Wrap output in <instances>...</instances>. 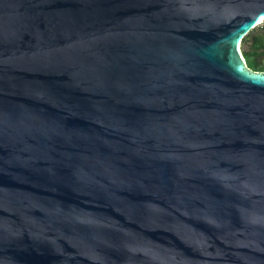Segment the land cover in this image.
I'll return each mask as SVG.
<instances>
[{
    "label": "water",
    "instance_id": "1",
    "mask_svg": "<svg viewBox=\"0 0 264 264\" xmlns=\"http://www.w3.org/2000/svg\"><path fill=\"white\" fill-rule=\"evenodd\" d=\"M262 17L0 0V264H264Z\"/></svg>",
    "mask_w": 264,
    "mask_h": 264
},
{
    "label": "trees",
    "instance_id": "2",
    "mask_svg": "<svg viewBox=\"0 0 264 264\" xmlns=\"http://www.w3.org/2000/svg\"><path fill=\"white\" fill-rule=\"evenodd\" d=\"M253 31L251 29L242 39V42L250 41L251 47V50L243 52V57L248 68L263 72L264 65L258 62V57L264 55V26L261 32L254 33Z\"/></svg>",
    "mask_w": 264,
    "mask_h": 264
},
{
    "label": "rangeland",
    "instance_id": "3",
    "mask_svg": "<svg viewBox=\"0 0 264 264\" xmlns=\"http://www.w3.org/2000/svg\"><path fill=\"white\" fill-rule=\"evenodd\" d=\"M262 26H264V21L261 22V24H258L257 26H255L252 30H254L253 32L254 33H257V32H261L262 31ZM240 50H241V53L243 54L244 51H249L251 50V47H250V41H241L240 42ZM262 59V58H261ZM244 68L247 69V67L244 65ZM252 71V69H250Z\"/></svg>",
    "mask_w": 264,
    "mask_h": 264
},
{
    "label": "bare ground",
    "instance_id": "4",
    "mask_svg": "<svg viewBox=\"0 0 264 264\" xmlns=\"http://www.w3.org/2000/svg\"><path fill=\"white\" fill-rule=\"evenodd\" d=\"M263 21H264V19L261 18V19L258 21L257 25H258V24H261V22H263ZM237 48H238V50H239V53H241V50H240V42H238ZM241 55H242V53H241Z\"/></svg>",
    "mask_w": 264,
    "mask_h": 264
},
{
    "label": "flooded vegetation",
    "instance_id": "5",
    "mask_svg": "<svg viewBox=\"0 0 264 264\" xmlns=\"http://www.w3.org/2000/svg\"><path fill=\"white\" fill-rule=\"evenodd\" d=\"M262 56V55H261ZM261 56L258 57V62L261 63V65H264V59H261Z\"/></svg>",
    "mask_w": 264,
    "mask_h": 264
},
{
    "label": "snow or ice",
    "instance_id": "6",
    "mask_svg": "<svg viewBox=\"0 0 264 264\" xmlns=\"http://www.w3.org/2000/svg\"><path fill=\"white\" fill-rule=\"evenodd\" d=\"M262 19H264V17H262Z\"/></svg>",
    "mask_w": 264,
    "mask_h": 264
}]
</instances>
